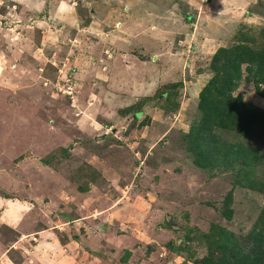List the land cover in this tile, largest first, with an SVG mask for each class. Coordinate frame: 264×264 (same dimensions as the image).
Segmentation results:
<instances>
[{"label":"rangeland","instance_id":"374dc122","mask_svg":"<svg viewBox=\"0 0 264 264\" xmlns=\"http://www.w3.org/2000/svg\"><path fill=\"white\" fill-rule=\"evenodd\" d=\"M257 26L264 0H0V264H194L212 225L246 235L264 194L220 216L235 173L186 134L215 51Z\"/></svg>","mask_w":264,"mask_h":264},{"label":"trees","instance_id":"16d2710c","mask_svg":"<svg viewBox=\"0 0 264 264\" xmlns=\"http://www.w3.org/2000/svg\"><path fill=\"white\" fill-rule=\"evenodd\" d=\"M234 38L231 45L218 48L212 56V75L198 95L200 115L186 134L195 167L215 174L235 173L233 188L217 208L228 220L233 215L236 187L264 194V146L256 148L243 142L252 137L254 129L264 137V110L234 94L239 83L245 82L264 100V26L242 27ZM209 230L199 237L205 254L195 259L192 253V263L264 264V205L242 238L215 225Z\"/></svg>","mask_w":264,"mask_h":264},{"label":"crops","instance_id":"0c3cea01","mask_svg":"<svg viewBox=\"0 0 264 264\" xmlns=\"http://www.w3.org/2000/svg\"><path fill=\"white\" fill-rule=\"evenodd\" d=\"M20 217H21L20 215H17V217L14 220L12 219L13 220V223H14V221H18ZM22 237H25V235L22 236ZM19 241H21V239Z\"/></svg>","mask_w":264,"mask_h":264}]
</instances>
